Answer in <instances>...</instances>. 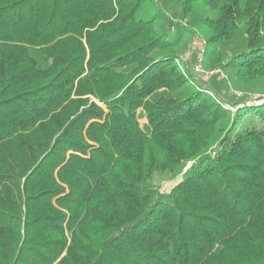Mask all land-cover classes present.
Here are the masks:
<instances>
[{
  "label": "trees",
  "instance_id": "1",
  "mask_svg": "<svg viewBox=\"0 0 264 264\" xmlns=\"http://www.w3.org/2000/svg\"><path fill=\"white\" fill-rule=\"evenodd\" d=\"M169 2L0 0V264H264V88L176 63L264 83V0Z\"/></svg>",
  "mask_w": 264,
  "mask_h": 264
},
{
  "label": "rangeland",
  "instance_id": "2",
  "mask_svg": "<svg viewBox=\"0 0 264 264\" xmlns=\"http://www.w3.org/2000/svg\"><path fill=\"white\" fill-rule=\"evenodd\" d=\"M181 0H170L169 4L166 5V11L173 17L179 19L181 14ZM192 18L189 20L191 21ZM188 20V19H186ZM243 31L240 30L237 32L234 39L229 42L228 44L219 47V52L222 54L229 55L232 50L243 40ZM207 38V31L205 28H198L197 34L191 41V43L182 51L180 54H189V52H193L190 58V64H192L195 60L196 56V45L195 43L198 42L199 39L205 41ZM206 49V46H205ZM205 67L208 70L216 69L218 67H212L211 63H206L204 58ZM223 76H213L212 79L209 80V86L214 89L215 91L221 92L223 97H226L228 101H234L235 99L240 98H248V100H253L260 96L262 93V88H264V83L260 82H251V83H240L236 81H232L227 78L225 71L223 70ZM201 79V78H200ZM207 81V80H205ZM139 122L141 125L145 123V119L143 117H139ZM152 185L158 190L162 188L167 191L170 184L169 183H162L157 176H154L152 180Z\"/></svg>",
  "mask_w": 264,
  "mask_h": 264
},
{
  "label": "built area",
  "instance_id": "3",
  "mask_svg": "<svg viewBox=\"0 0 264 264\" xmlns=\"http://www.w3.org/2000/svg\"><path fill=\"white\" fill-rule=\"evenodd\" d=\"M196 45V56L195 60L192 64H190V56L193 53L192 51L189 54H180L176 59V63L180 67L181 70H184L186 64H189L192 71L202 80H208L213 76H223V70L220 68L208 70L204 68V58H205V41L199 39ZM189 165L190 162H187ZM161 192L165 191L164 188L160 190Z\"/></svg>",
  "mask_w": 264,
  "mask_h": 264
}]
</instances>
